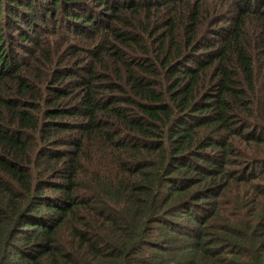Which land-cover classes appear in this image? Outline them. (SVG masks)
I'll return each mask as SVG.
<instances>
[{
	"label": "trees",
	"instance_id": "trees-1",
	"mask_svg": "<svg viewBox=\"0 0 264 264\" xmlns=\"http://www.w3.org/2000/svg\"><path fill=\"white\" fill-rule=\"evenodd\" d=\"M0 264H264V0H0Z\"/></svg>",
	"mask_w": 264,
	"mask_h": 264
}]
</instances>
